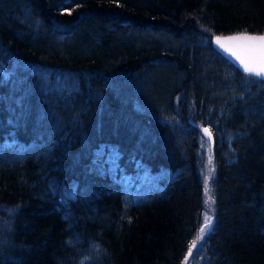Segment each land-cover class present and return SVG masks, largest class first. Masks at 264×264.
<instances>
[{
    "label": "trees",
    "instance_id": "16d2710c",
    "mask_svg": "<svg viewBox=\"0 0 264 264\" xmlns=\"http://www.w3.org/2000/svg\"><path fill=\"white\" fill-rule=\"evenodd\" d=\"M236 34L264 0H0V264H181L203 126L206 264H264V82L210 42Z\"/></svg>",
    "mask_w": 264,
    "mask_h": 264
},
{
    "label": "snow or ice",
    "instance_id": "6c2138e0",
    "mask_svg": "<svg viewBox=\"0 0 264 264\" xmlns=\"http://www.w3.org/2000/svg\"><path fill=\"white\" fill-rule=\"evenodd\" d=\"M228 39L230 41L241 42L239 46L243 48L244 55L239 54L232 48L226 47L225 44L221 43L219 38H217V43L220 44V47L224 48L225 51L229 52L232 56H235L236 59L239 60L244 72L258 77H264V35L242 34L229 37ZM202 130L209 137V139H211V132L209 128L205 127ZM209 163H211V160ZM212 171L214 172V169H212ZM210 179L211 175L205 178L206 195L209 191L208 181ZM212 203H214V200ZM211 226L212 219L206 215L204 217V224L199 229L196 241H193L189 248V255L192 254V248H195L197 243L204 239V237L207 235V232L211 229Z\"/></svg>",
    "mask_w": 264,
    "mask_h": 264
},
{
    "label": "rangeland",
    "instance_id": "374dc122",
    "mask_svg": "<svg viewBox=\"0 0 264 264\" xmlns=\"http://www.w3.org/2000/svg\"><path fill=\"white\" fill-rule=\"evenodd\" d=\"M199 154H200V176L202 178L203 186L205 188V178L211 175V179H212V176H213L212 156H211V150H210L208 138L205 142L200 143ZM210 160H211V163H209ZM211 179L208 181L209 191L207 195L204 190V209L201 215V227L204 224V217L206 215L212 218L213 197H212V192L210 188ZM206 253H207V250L202 244V241H199L197 246L192 249L191 255H189V250H188L181 264H206L209 259Z\"/></svg>",
    "mask_w": 264,
    "mask_h": 264
},
{
    "label": "water",
    "instance_id": "95a60500",
    "mask_svg": "<svg viewBox=\"0 0 264 264\" xmlns=\"http://www.w3.org/2000/svg\"><path fill=\"white\" fill-rule=\"evenodd\" d=\"M242 34H236V35H228V36H213L211 37V45L214 48V50L220 54L224 59H226L233 67H235L238 71H240L244 75H249L251 77H254L260 81L264 82V77H258L255 75H250L249 73L244 72L243 67L240 65L239 60L236 59L235 56H232L229 52L225 51L224 48L220 47V44L217 43V38L220 39L221 43L225 44L226 47L232 48L233 50L237 51L239 54L244 55L243 48L239 46L241 42H235L230 41L228 38L232 36H237ZM251 35V34H248ZM211 147L213 146V138L211 136L210 139Z\"/></svg>",
    "mask_w": 264,
    "mask_h": 264
},
{
    "label": "bare ground",
    "instance_id": "6f19581e",
    "mask_svg": "<svg viewBox=\"0 0 264 264\" xmlns=\"http://www.w3.org/2000/svg\"><path fill=\"white\" fill-rule=\"evenodd\" d=\"M205 127H207V126H203V127H201V136L199 137V141H200V143H202V142H205L206 140H207V138H208V141H209V143H210V139H209V137L203 132V128H205ZM207 128H209V127H207ZM210 130V129H209ZM211 132V131H210ZM212 136V135H211ZM213 138V137H212ZM205 140V141H204Z\"/></svg>",
    "mask_w": 264,
    "mask_h": 264
}]
</instances>
